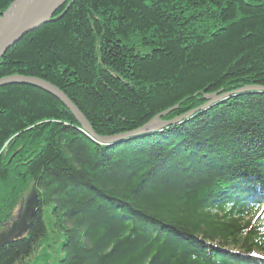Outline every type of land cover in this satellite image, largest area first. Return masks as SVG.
<instances>
[{"label":"trees","instance_id":"16d2710c","mask_svg":"<svg viewBox=\"0 0 264 264\" xmlns=\"http://www.w3.org/2000/svg\"><path fill=\"white\" fill-rule=\"evenodd\" d=\"M14 74L59 87L101 136L172 120L264 86V0H75L3 55ZM29 197L0 264H264V91L105 145L52 94L2 86L0 236Z\"/></svg>","mask_w":264,"mask_h":264},{"label":"water","instance_id":"95a60500","mask_svg":"<svg viewBox=\"0 0 264 264\" xmlns=\"http://www.w3.org/2000/svg\"><path fill=\"white\" fill-rule=\"evenodd\" d=\"M74 1L75 0H15L12 2L4 12L0 13V59L25 34L43 26L44 24L60 19L67 12ZM66 3L68 4L62 13L55 17V13ZM10 84L32 85L52 94L70 109L87 134L97 140L100 144L105 145L120 142L130 137L162 130L171 124L180 122L191 113L203 110L214 103H219L222 100L231 97L233 94L243 91H264V86L258 85L245 86L230 92L218 91L210 95H206V102L204 105H201L191 110L189 113L187 112L186 114L178 116L172 120L165 121L162 120L161 117L176 107H172L171 109L157 114L149 122L136 130L111 136H101L94 131L87 118L73 103V101L59 87L51 82L36 76L20 74L0 78V87ZM23 210V212L18 214L19 220L11 223L9 229L1 234L0 245H3L11 238L19 237L28 229L29 222L36 213V205L33 197H29L27 199L26 206Z\"/></svg>","mask_w":264,"mask_h":264},{"label":"rangeland","instance_id":"374dc122","mask_svg":"<svg viewBox=\"0 0 264 264\" xmlns=\"http://www.w3.org/2000/svg\"><path fill=\"white\" fill-rule=\"evenodd\" d=\"M14 1H15V0H14ZM66 4H67V3H66ZM66 4H65V5H66ZM62 7H63V6H62ZM62 7H61V8H62ZM248 86H252V85H248ZM253 86H254V85H253ZM258 86H262V85H258ZM235 90H236V89H235ZM219 91H221V92H228V91H223V90H219ZM232 91H234V90H232ZM217 92H218V91H217ZM229 92H230V91H229ZM207 95H210V94H207ZM60 101H61V100H60ZM61 102H62V101H61ZM62 103H63V102H62ZM63 104H64V103H63ZM68 109H69V108H68ZM69 110H70V109H69ZM72 114H73V113H72ZM73 115H74V114H73ZM74 117H75V116H74ZM25 206H26V202H25L24 207H25ZM24 207H23V206H19V208L16 209V211H15V213H14L15 217H14V218H11L10 223H9V226H10V224L13 223L14 221H18V219H17V218H18L17 215L24 211V210H23ZM14 215H13V216H14ZM16 217H17V218H16Z\"/></svg>","mask_w":264,"mask_h":264},{"label":"bare ground","instance_id":"6f19581e","mask_svg":"<svg viewBox=\"0 0 264 264\" xmlns=\"http://www.w3.org/2000/svg\"><path fill=\"white\" fill-rule=\"evenodd\" d=\"M61 13H62V12H61ZM61 13H60V14H61ZM55 14H56V13H55ZM60 14H59V15H60ZM57 16H58V15H57ZM57 16H55V17H57ZM20 75H22V74H20ZM247 86H248V85H247ZM243 87H245V86H242V87H240V88H243ZM240 88H238V89H240ZM244 92H249V91H243V92H240V93H244ZM202 105H204V104H202ZM207 108H208V107H207ZM205 109H206V108H205ZM192 110H193V109H192ZM190 111H191V110H190ZM190 111H189V112H190ZM189 112H188V113H189ZM197 113H198L197 111H196V112H193V113H191L189 116H186L185 119H183V120H186V119H188V118L194 116V115L197 114ZM183 120H181V121H183ZM178 123H179V122H178ZM14 217H15V215L13 216V218H14ZM17 217H18V218H17ZM17 217H16V218L19 220V215H17ZM9 227H10V226H9Z\"/></svg>","mask_w":264,"mask_h":264}]
</instances>
